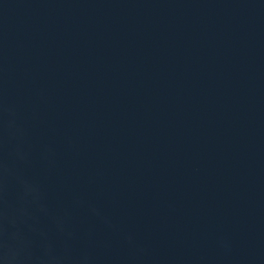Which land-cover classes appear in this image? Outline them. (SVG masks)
I'll return each instance as SVG.
<instances>
[{
	"label": "water",
	"instance_id": "1",
	"mask_svg": "<svg viewBox=\"0 0 264 264\" xmlns=\"http://www.w3.org/2000/svg\"><path fill=\"white\" fill-rule=\"evenodd\" d=\"M0 264H264V0H0Z\"/></svg>",
	"mask_w": 264,
	"mask_h": 264
}]
</instances>
